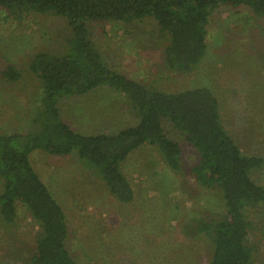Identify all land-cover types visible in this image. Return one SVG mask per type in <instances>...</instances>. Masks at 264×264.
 Listing matches in <instances>:
<instances>
[{
  "label": "rangeland",
  "instance_id": "374dc122",
  "mask_svg": "<svg viewBox=\"0 0 264 264\" xmlns=\"http://www.w3.org/2000/svg\"><path fill=\"white\" fill-rule=\"evenodd\" d=\"M88 26L105 62L146 85L167 91L209 86L241 149L264 156V16L218 5L209 15L206 52L188 72L166 67L168 37L152 17ZM69 35L62 16L0 8V132L30 127L42 86L28 63L38 51L63 53ZM8 65L20 71L18 79L2 75ZM58 105L62 118L84 133L113 132L138 120L126 95L108 86L63 97ZM164 128L181 146L182 169L168 168L153 145L137 147L121 164L134 190L129 202L110 194L96 169L75 154L31 152L32 165L66 213L67 247L77 264H209L210 242L197 228L222 212L223 200L188 172L197 159L194 148L167 121ZM252 177L264 184V165ZM246 215L252 264H264V205L248 207ZM37 230L23 208L12 223L0 218V264H28Z\"/></svg>",
  "mask_w": 264,
  "mask_h": 264
},
{
  "label": "trees",
  "instance_id": "16d2710c",
  "mask_svg": "<svg viewBox=\"0 0 264 264\" xmlns=\"http://www.w3.org/2000/svg\"><path fill=\"white\" fill-rule=\"evenodd\" d=\"M220 4L264 16V0H0V8L8 11L62 16L70 28L63 53L38 51L28 63L42 86L30 127L0 132V218L12 223L23 208L38 224L28 264H77L67 247L66 213L32 165L31 152L75 154L96 169L110 194L129 202L134 190L121 164L137 147L153 145L168 168L182 169L181 146L166 133L165 121L197 154L188 172L201 186L219 191L223 200L222 212L197 228L210 242L209 264H252L255 249L247 241L252 223L246 209L264 205V184L252 177L263 167L264 156L241 149L222 123L219 99L209 86L167 91L146 85L105 62L88 26L91 21L152 17L168 37L166 67L188 72L206 52L209 15ZM2 75L16 80L20 71L8 65ZM99 86L123 92L137 122L113 132L73 129L60 114L59 100Z\"/></svg>",
  "mask_w": 264,
  "mask_h": 264
}]
</instances>
